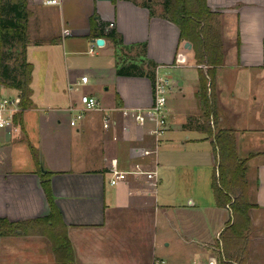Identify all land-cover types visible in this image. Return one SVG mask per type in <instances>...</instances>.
I'll use <instances>...</instances> for the list:
<instances>
[{
  "label": "crops",
  "instance_id": "1",
  "mask_svg": "<svg viewBox=\"0 0 264 264\" xmlns=\"http://www.w3.org/2000/svg\"><path fill=\"white\" fill-rule=\"evenodd\" d=\"M207 2L217 13L215 27L225 50L216 72V123L199 106L201 66L193 45L164 17L163 0H62L55 5L28 0L32 104L22 110L16 131L0 128V217L46 216L51 206L41 172L48 171L74 264H207L212 259L220 264L215 240L232 213L229 205H218L212 177L218 163L216 132L228 128L235 131L239 156L248 159L255 204L244 264H264V0ZM55 19L60 27L51 30ZM40 33L48 36L38 38ZM98 37L104 44H97ZM148 60L156 63L153 78L117 73L118 66L131 62L149 70ZM157 72L173 78L169 129L158 150L146 153L153 147L148 127L123 110L152 104ZM59 75L67 80L66 91L53 82ZM83 75L89 81L69 90ZM6 92H17L20 100L17 88L0 81V100ZM82 93L95 95L103 110L85 111L74 126L70 107H81ZM111 110L107 129L104 112ZM61 130L82 140L75 161L64 156ZM33 149L37 156L41 150L42 165ZM113 160L120 170L139 163L157 176L130 173L111 184ZM0 264L61 263L49 237L18 229L0 234Z\"/></svg>",
  "mask_w": 264,
  "mask_h": 264
},
{
  "label": "trees",
  "instance_id": "2",
  "mask_svg": "<svg viewBox=\"0 0 264 264\" xmlns=\"http://www.w3.org/2000/svg\"><path fill=\"white\" fill-rule=\"evenodd\" d=\"M164 17L180 27L182 40L190 41L195 51V59L200 64V89L198 102L206 119L215 123L219 119L216 93V72L224 63L225 50L220 32L215 27L217 13L207 0H163ZM153 13V11H151ZM29 9L28 0H0V81L19 90L20 105L23 109L32 104L33 64L27 60ZM98 28V23H94ZM116 34L113 30L112 34ZM112 38L117 42L115 36ZM16 40L20 50L14 65L5 62L6 53L2 48ZM150 69L144 63L131 62L118 66V74L148 75L153 78L156 63L148 60ZM207 64L205 70L202 65ZM210 90V91H209ZM15 122H22V111L16 112ZM218 164L214 168L212 187L219 206L232 211L230 224L221 232L223 255L220 264H244L247 258L252 218L250 211L255 205L251 201L252 181L248 178L247 158L238 154L236 135L233 129L219 128L216 132ZM34 155L40 162L37 153ZM42 183L51 210L46 216L25 221H11L0 217V234L9 235L22 229L24 233H43L50 238L57 261L61 264H74V251L66 227L52 202L49 182L50 172H41ZM258 184V180L256 182Z\"/></svg>",
  "mask_w": 264,
  "mask_h": 264
},
{
  "label": "built area",
  "instance_id": "3",
  "mask_svg": "<svg viewBox=\"0 0 264 264\" xmlns=\"http://www.w3.org/2000/svg\"><path fill=\"white\" fill-rule=\"evenodd\" d=\"M46 5L60 4L62 0H42ZM112 25V23H111ZM64 33H70L68 29L64 30ZM92 51V49H91ZM89 81L88 75H83L77 83H70L69 90H76L82 84ZM173 85V78L170 75L156 73L153 82V102L148 107H139L132 109H124L125 115L133 116L136 124L140 126H147L148 131L153 140V147L146 149V153L156 152L158 147L169 129L168 123V108L167 101L168 95ZM81 107H70L74 112V115L70 121L71 125H77L78 121L84 116L85 111L88 110H103L100 106L99 100L95 95L88 93H82L80 95ZM23 107L20 105L19 98L6 97L0 100V128H4L9 132L16 131L18 129V123L15 122L16 112L22 111ZM104 128H109L112 125V110L104 112ZM110 183L117 184L118 182L125 180L130 173H143L148 178L154 179L157 176V171L154 169L143 168L139 163L136 164L134 169L120 170L117 166L116 160L112 161L110 167ZM164 261L157 264H163ZM204 264V263H193ZM207 264H218L216 260L212 259Z\"/></svg>",
  "mask_w": 264,
  "mask_h": 264
},
{
  "label": "rangeland",
  "instance_id": "4",
  "mask_svg": "<svg viewBox=\"0 0 264 264\" xmlns=\"http://www.w3.org/2000/svg\"><path fill=\"white\" fill-rule=\"evenodd\" d=\"M57 27L58 28L60 27V21L58 19L57 20L55 19V21L52 24L51 30H54ZM47 36L48 35H44V34H41V33L37 35L38 38L47 37ZM226 42L229 43V39L226 40ZM19 50H20V46L18 45L16 40L8 42L6 44V46L4 48H2V51H4V53L7 54L6 57H5V62H8L10 65H14V61H15V58L17 57V53H18ZM62 55L64 56L63 52H62ZM83 56H88V55H83ZM79 73L81 74L82 72L79 71ZM53 82L57 83L56 88H58V89L62 88L63 91H66L65 89H67V80H66L65 76L59 75L56 80H53ZM6 93L8 95L7 97H9V95H10L11 98H17L18 97L17 92H12V93L11 92H6ZM75 128L76 127H74V126L71 127L72 131L75 130ZM59 135L62 138L61 144H63V147L65 148L64 156L66 157V159L70 160V156H72L74 161L77 160L76 159V155H77L76 149L80 148L79 145L82 142L80 137H77L75 134L73 135V133H71V135H70L69 132H67L66 130H61V132L58 133V136ZM69 147H73L74 150L72 152H69V150H68ZM38 152H39L38 156H39V159H40V163L42 165V161L44 160L43 154H42L41 150H39ZM227 213H228V211H227ZM231 213H232V211H231ZM232 218H233V216L228 213L227 222H226L227 226L230 224L229 222H230V220H232ZM215 242H216V246L219 249L218 252H216V258H218V257H220V255H223V250H222V245H221L222 241H221L220 237H219L218 240H215Z\"/></svg>",
  "mask_w": 264,
  "mask_h": 264
},
{
  "label": "water",
  "instance_id": "5",
  "mask_svg": "<svg viewBox=\"0 0 264 264\" xmlns=\"http://www.w3.org/2000/svg\"><path fill=\"white\" fill-rule=\"evenodd\" d=\"M97 44L102 45L105 42V39L103 37H98L96 39ZM186 45H190V42H186Z\"/></svg>",
  "mask_w": 264,
  "mask_h": 264
}]
</instances>
